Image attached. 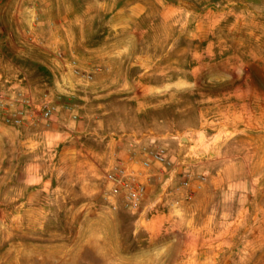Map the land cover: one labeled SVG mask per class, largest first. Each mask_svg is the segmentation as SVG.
<instances>
[{
	"label": "rangeland",
	"instance_id": "374dc122",
	"mask_svg": "<svg viewBox=\"0 0 264 264\" xmlns=\"http://www.w3.org/2000/svg\"><path fill=\"white\" fill-rule=\"evenodd\" d=\"M97 1L0 23V91L26 95L22 70L33 101L49 97L79 129L57 164L37 166L7 156L55 152L0 131V264H194L200 247L217 264H264V0ZM6 109L0 127L52 124L15 125ZM117 163L145 186L135 209L104 178ZM33 170L54 181L32 187Z\"/></svg>",
	"mask_w": 264,
	"mask_h": 264
},
{
	"label": "crops",
	"instance_id": "0c3cea01",
	"mask_svg": "<svg viewBox=\"0 0 264 264\" xmlns=\"http://www.w3.org/2000/svg\"><path fill=\"white\" fill-rule=\"evenodd\" d=\"M24 0H0V23L3 22L4 20H14L15 24L18 23V27L21 28L24 26V23H22L21 20H28L26 17L30 18L35 13L41 17L44 12H50L51 15L54 16L55 19H58L59 16V11H58V6H59V0H36L33 2L34 6L33 7H22L21 4H23ZM63 3V2H62ZM98 4H104L106 3V0L103 1H97ZM122 13V10L117 11L115 14H113V17H120ZM22 23V24H21ZM0 32H3V29L0 24ZM13 54L17 55L15 53L17 50H10ZM25 55V54H24ZM5 57V54H4ZM7 58V56H6ZM10 61V60H9ZM14 64V63H13ZM19 77L21 78L20 88L23 90V92L27 95L30 96L31 98L37 100L39 98V95L35 92V89L32 84V80H29L27 74L23 72L22 70H19ZM14 76V74H13ZM11 76V78H13ZM0 77L4 80H8V78H4L1 74ZM10 78V79H11ZM17 79L16 76H14V79ZM15 79V80H16ZM14 81V80H12ZM17 84V83H16ZM18 85V84H17ZM65 115H68V113H64ZM63 114L61 112H56L52 116V124L50 128L45 129L42 126L39 127H31V126H26V127H15V126H10V125H4L0 127V131L6 133L8 139H13L15 135L18 136L17 138V143L18 145H24L26 147H29L28 151H36V150H43V149H50L51 152L55 153H50L48 155L41 154H32L31 159H27L22 154H18L17 157H14L13 155L8 154L7 156V163H15L17 162L20 165H39L43 164L46 162L45 160L48 159L49 157L54 160L56 158V161L54 163L57 164L58 160L57 158L60 157V155L64 152V150L68 149L71 145H68L67 142V137L70 134L76 133L79 131L78 128H72L67 126L63 122ZM74 137H76L75 134H73ZM10 144V142H9ZM75 157V156H74ZM52 160H50L52 162ZM26 177V179H25ZM21 178L22 180H25L26 182H32V187L35 185L38 186L39 188H45V185L47 184L48 181H54L52 177L48 178L47 174L43 172L42 170H33V172L27 173V176ZM32 178V181H29V179ZM183 241L185 244L190 242L189 238H184ZM193 244L200 245L206 241L202 236H195L194 238L191 239ZM183 252H185V248L183 249ZM218 254L216 252H211L208 256H206V252L203 251V249L200 248H194L193 251V261L194 264H205L208 261L210 264H217Z\"/></svg>",
	"mask_w": 264,
	"mask_h": 264
},
{
	"label": "built area",
	"instance_id": "2783aa9c",
	"mask_svg": "<svg viewBox=\"0 0 264 264\" xmlns=\"http://www.w3.org/2000/svg\"><path fill=\"white\" fill-rule=\"evenodd\" d=\"M49 46L52 47V59L53 64L55 65V62L57 60L64 59V56L61 50L58 49L53 42H50ZM1 56L2 51L0 50V57ZM65 65L72 68L74 73H79L75 59H68L67 62H65ZM0 80L4 79L0 77ZM11 89L13 94L12 96L7 89L0 91V105H7V112L5 113V120L7 122L15 125H23L25 122L35 124L38 119H41L46 123V125L50 124L49 122L51 120L55 105L49 97L44 96L42 100L35 102L30 96L23 95L21 92H18L15 87L12 88L11 86ZM16 103H21L24 105V107L14 108ZM66 107L67 109H70V105H67ZM72 117L76 118V114H72ZM149 147V158L151 160L163 164L168 163L164 149L161 146L150 143ZM144 164H148V162L144 161ZM104 178L110 184V191L112 194H123V198L127 207L131 209L138 207L140 198L145 191V186L140 180L130 178L127 174L126 168L121 163H117L107 170L104 173Z\"/></svg>",
	"mask_w": 264,
	"mask_h": 264
}]
</instances>
